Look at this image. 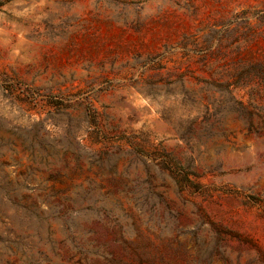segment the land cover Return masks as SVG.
<instances>
[{"label": "rangeland", "instance_id": "374dc122", "mask_svg": "<svg viewBox=\"0 0 264 264\" xmlns=\"http://www.w3.org/2000/svg\"><path fill=\"white\" fill-rule=\"evenodd\" d=\"M0 185V264H264V0H0Z\"/></svg>", "mask_w": 264, "mask_h": 264}, {"label": "trees", "instance_id": "16d2710c", "mask_svg": "<svg viewBox=\"0 0 264 264\" xmlns=\"http://www.w3.org/2000/svg\"><path fill=\"white\" fill-rule=\"evenodd\" d=\"M15 188H18V187H14V186H9L8 187L7 185H0V203L2 205H5L6 203H10V204L11 203H14L17 206H19V203L14 199V196H16V194L13 193V190ZM20 189H21V191L22 190H26V191H29L30 192L28 194H23L25 197H30L31 196V192L33 191V190L30 191V189H33V188H30L26 184H21L20 185ZM3 200H7L8 202H3ZM21 252L23 253L24 250L21 249Z\"/></svg>", "mask_w": 264, "mask_h": 264}]
</instances>
